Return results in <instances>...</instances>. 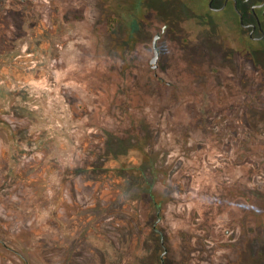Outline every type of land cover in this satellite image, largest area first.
Returning <instances> with one entry per match:
<instances>
[{"label": "rangeland", "instance_id": "1", "mask_svg": "<svg viewBox=\"0 0 264 264\" xmlns=\"http://www.w3.org/2000/svg\"><path fill=\"white\" fill-rule=\"evenodd\" d=\"M137 2L0 0V264H264V45Z\"/></svg>", "mask_w": 264, "mask_h": 264}, {"label": "flooded vegetation", "instance_id": "2", "mask_svg": "<svg viewBox=\"0 0 264 264\" xmlns=\"http://www.w3.org/2000/svg\"><path fill=\"white\" fill-rule=\"evenodd\" d=\"M144 1L147 0H138L135 5L138 7ZM205 7L210 12L218 13L226 10L232 12L231 30L222 37L223 47L226 49L225 59L235 67L247 66L248 73H257L260 68L261 49L264 45V0H206ZM166 28L165 23L161 32ZM161 36L160 33L156 41H154L155 37L153 38L154 56ZM158 53L157 60L152 62L153 56L147 64L152 70H158L160 67V52ZM254 82L255 80H251L250 83Z\"/></svg>", "mask_w": 264, "mask_h": 264}, {"label": "water", "instance_id": "3", "mask_svg": "<svg viewBox=\"0 0 264 264\" xmlns=\"http://www.w3.org/2000/svg\"><path fill=\"white\" fill-rule=\"evenodd\" d=\"M159 35H156V37H155V41H156V39H157V37H158ZM155 52H156V55L154 56V58L152 59V62H155L156 60H157V58H158V50H157V48H156V50H155Z\"/></svg>", "mask_w": 264, "mask_h": 264}]
</instances>
